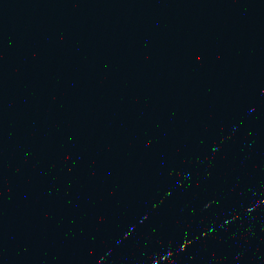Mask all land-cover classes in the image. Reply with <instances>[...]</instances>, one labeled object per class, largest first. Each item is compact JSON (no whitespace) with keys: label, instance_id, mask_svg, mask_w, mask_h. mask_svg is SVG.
Listing matches in <instances>:
<instances>
[{"label":"water","instance_id":"1","mask_svg":"<svg viewBox=\"0 0 264 264\" xmlns=\"http://www.w3.org/2000/svg\"><path fill=\"white\" fill-rule=\"evenodd\" d=\"M0 264H264V0H0Z\"/></svg>","mask_w":264,"mask_h":264}]
</instances>
